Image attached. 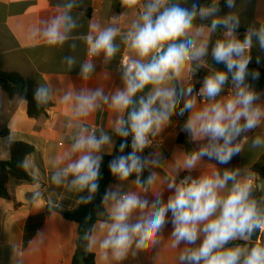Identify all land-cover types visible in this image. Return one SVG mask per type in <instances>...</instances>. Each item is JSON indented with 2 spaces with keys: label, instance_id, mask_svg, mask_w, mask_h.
Listing matches in <instances>:
<instances>
[{
  "label": "clouds",
  "instance_id": "1",
  "mask_svg": "<svg viewBox=\"0 0 264 264\" xmlns=\"http://www.w3.org/2000/svg\"><path fill=\"white\" fill-rule=\"evenodd\" d=\"M248 2L224 0L228 11L221 14V0L206 5L200 0H119L124 11L137 10L126 29L114 16L109 26L90 23L87 33L76 37L79 24L73 10L82 0H61L59 11L32 31V37L50 48L67 44L72 54L64 55L62 63L69 71L79 65L84 80L95 73L97 60L104 67L112 64L121 46L126 53L116 67L122 87L111 93L101 87L67 89L60 96L70 106L68 126L76 131L68 149L51 161V183L78 194V203L88 205L100 190L104 156L116 149L108 170L117 182L100 196L98 214L104 219L79 237L85 251L98 250L101 261L122 264L160 249L171 225L167 239L172 249H179L177 264H264V243L253 239L264 231V180L247 167L217 166L229 165L245 152V144L264 147V91L252 83L260 73L249 69L253 49L264 53V16L248 23L241 38V13ZM77 39L86 45L89 59L78 60ZM200 69L207 73L194 82ZM54 96L50 84H39L33 99L44 108ZM105 106L112 113L108 129L82 122ZM185 115L182 124H174V117ZM169 126L178 127L197 147L179 151L182 159L174 154L173 173L153 192L163 161L157 150H145L154 148L153 140ZM14 140L11 134L7 143ZM206 161H215L211 170H206ZM19 166L34 167L28 159ZM195 170L199 174L193 176ZM181 172L187 175L181 178ZM43 199L39 190L32 193L34 205L41 206ZM47 206L56 207L51 201ZM37 237L43 244V233Z\"/></svg>",
  "mask_w": 264,
  "mask_h": 264
},
{
  "label": "crops",
  "instance_id": "2",
  "mask_svg": "<svg viewBox=\"0 0 264 264\" xmlns=\"http://www.w3.org/2000/svg\"><path fill=\"white\" fill-rule=\"evenodd\" d=\"M211 1V0H209ZM222 1V0H221ZM61 0H0V69L17 71L25 76H38L40 84H50L53 89L52 106L46 114L39 118H31L27 112V102L19 97L8 98L0 88V132L8 129L7 136H0V161L10 159L11 153L7 138L13 134L14 141H24L34 146L35 151L28 155L34 167L27 169L34 181L18 180L11 178L8 189L11 199L0 197V264H16L17 258L20 264H73V257L80 240L79 226L77 223L65 219L62 214L54 209H49L47 202H53L58 209L71 211L78 205L77 195L65 187H57L51 183V161L68 149L71 137L74 135L75 126L69 127L71 121L70 106L60 102V96L67 89L101 87L111 93L114 87H122L120 73L116 70L122 54L123 46L117 53L112 64L103 67L100 61H96L95 73L87 80L79 77V65L72 70L62 63L64 55L72 54L66 44L63 48H50L37 38L32 37V31L40 26L42 19H47L56 14V7ZM240 3V0H237ZM222 13L228 9L223 8ZM83 12L84 14H79ZM77 16L79 27L73 33L74 36L86 34L90 23H99L100 26L110 25L112 17H118L120 27L126 29L137 17V10H125L120 6L119 0H82V6L73 10ZM258 16H264V0H249L241 13V38L248 23ZM120 42V37H117ZM78 45L75 55L78 60L89 59L86 56V45L77 39ZM260 56V62L256 63V56ZM253 62L250 66H256L264 70V53L256 49L252 52ZM209 62L211 61L209 57ZM223 68V65H214ZM209 67H213L209 65ZM197 80H202L206 75V69H200ZM258 91H264V77L252 82ZM200 84L196 85L198 91ZM199 102L205 101L201 98ZM112 113L105 106L103 110L93 113L82 122L96 129H108L111 125ZM174 117V124H182L183 119ZM178 127L169 126L155 139L154 148L149 151L158 152L163 161L162 169H157V184L152 191L156 192L162 185L165 177L173 173L174 154L177 158L183 157L179 151H191L197 147L195 142H190L184 134V140L179 141ZM252 136V133H248ZM114 139H117L113 137ZM119 140H117V146ZM113 151V154L115 153ZM243 153L235 156L229 165H217L218 167H247L252 172V167L264 155V147L252 148L244 145ZM215 161L205 162L206 170H211ZM199 174V170L192 175ZM187 175L181 172L180 177ZM117 181L114 177L109 184ZM133 186L130 184L129 188ZM39 190L44 199L41 206L34 205L31 200L32 193ZM153 199L151 193L147 194ZM168 193H164V199ZM104 217L101 219L103 220ZM99 220L98 222H100ZM97 222V223H98ZM171 232V225L164 230L162 245L150 252L139 253L135 258H129L122 264H177L176 256L179 249H172L167 238ZM38 233H43L44 243L40 244ZM263 234V235H262ZM248 242V241H247ZM264 243V232L260 235V243ZM86 244V242H85ZM95 255L96 264H108L101 261L97 249L91 251Z\"/></svg>",
  "mask_w": 264,
  "mask_h": 264
},
{
  "label": "trees",
  "instance_id": "3",
  "mask_svg": "<svg viewBox=\"0 0 264 264\" xmlns=\"http://www.w3.org/2000/svg\"><path fill=\"white\" fill-rule=\"evenodd\" d=\"M201 5L210 4L209 0H200ZM224 4V0L221 1V7ZM250 70H256L264 77V70L256 66H250ZM40 84V78L38 76H25L17 71H8L0 69V88L7 94L8 98L13 99L19 97L27 102V112L31 118H39L41 115L46 114L47 110L51 108L52 103L50 102L44 108H38L36 102L33 99L34 91ZM9 130L5 129L0 132V136H7ZM184 134L180 133L178 140H184ZM10 148V159L0 161V197L4 199H11V195L8 189V184L11 178L24 181H34V179L28 174L26 169L19 165L23 162L26 157L35 151L33 145L24 141H14L9 144ZM118 148V146H117ZM130 151L126 149V152ZM117 151L113 155H116ZM113 155H105L102 164L101 172L102 179L100 181L99 193L103 195L105 188L108 186L112 176L108 170V162L113 158ZM253 173H258L259 177H264V155L261 159L252 167ZM148 172L144 173L146 177ZM134 179V177L130 178ZM91 204V203H90ZM88 205H78L74 210L65 211L58 208H54L62 216L72 222H75L79 226V235L82 234L83 229L90 227L91 224L98 222L103 217L98 213L100 209V199L94 204L93 208ZM237 243L245 244L247 241H237ZM263 243V242H261ZM73 264H96L95 255L92 252L85 251L81 245V241H78V248L73 257Z\"/></svg>",
  "mask_w": 264,
  "mask_h": 264
},
{
  "label": "water",
  "instance_id": "4",
  "mask_svg": "<svg viewBox=\"0 0 264 264\" xmlns=\"http://www.w3.org/2000/svg\"><path fill=\"white\" fill-rule=\"evenodd\" d=\"M260 178L262 180H264V177H260ZM100 196H102L101 193H98V195L95 197V199L91 202V204H90L91 209L93 208L94 204L100 199ZM260 235H261V233L259 234L257 232L256 237L255 236L253 237V239H256L258 243H260Z\"/></svg>",
  "mask_w": 264,
  "mask_h": 264
},
{
  "label": "built area",
  "instance_id": "5",
  "mask_svg": "<svg viewBox=\"0 0 264 264\" xmlns=\"http://www.w3.org/2000/svg\"><path fill=\"white\" fill-rule=\"evenodd\" d=\"M124 59H126V53L124 52L123 54H122V56H121V59H120V61H119V63L122 61V60H124ZM198 75H199V72H197V74H196V76L194 77V82L197 80V77H198ZM198 84V83H197ZM196 84V85H197ZM90 128H95V127H90ZM131 138H129V140H130ZM155 145V140H153V146ZM150 149V148H149ZM149 149H146L145 150V154H147V151L149 150ZM183 177V176H182ZM181 177V178H182ZM264 231H262L261 233H263Z\"/></svg>",
  "mask_w": 264,
  "mask_h": 264
},
{
  "label": "rangeland",
  "instance_id": "6",
  "mask_svg": "<svg viewBox=\"0 0 264 264\" xmlns=\"http://www.w3.org/2000/svg\"><path fill=\"white\" fill-rule=\"evenodd\" d=\"M263 235V234H262ZM249 242V241H248Z\"/></svg>",
  "mask_w": 264,
  "mask_h": 264
}]
</instances>
